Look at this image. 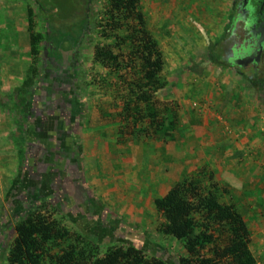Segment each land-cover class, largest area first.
I'll use <instances>...</instances> for the list:
<instances>
[{
	"label": "crops",
	"instance_id": "1",
	"mask_svg": "<svg viewBox=\"0 0 264 264\" xmlns=\"http://www.w3.org/2000/svg\"><path fill=\"white\" fill-rule=\"evenodd\" d=\"M167 1L141 3L146 27L162 51V71H173L162 78L164 87L158 97L173 121L166 127V136L116 141L117 124H106L103 119L108 118L107 110L100 117L97 112L87 115L83 111L76 130L62 123L61 131L51 133L54 138L63 134L67 138L62 147L54 146L61 169L43 163L45 174L41 175L38 160L32 154L26 158L28 169L22 168L26 182L15 189L20 197L14 198L18 201L9 210L1 195L11 194L6 192L20 159L16 146L0 145V213L5 216L0 217V264L2 260L6 264L16 236L13 223L23 208L34 199L55 196L60 222L93 239L100 248L130 242L176 264L184 250L177 240L155 230L161 219L152 199L165 194L181 177L201 170L221 188V201L233 204L240 213L249 232L248 248L256 264H264V50L257 69L237 70L224 54L225 38H238L236 29L231 34L230 0H203L204 6L193 0ZM170 7L180 11L172 18L177 36L173 44L159 32L171 19ZM187 89L195 97H185ZM86 118L93 121L91 125ZM35 119L38 133L41 125ZM15 208L21 211L15 213Z\"/></svg>",
	"mask_w": 264,
	"mask_h": 264
},
{
	"label": "trees",
	"instance_id": "2",
	"mask_svg": "<svg viewBox=\"0 0 264 264\" xmlns=\"http://www.w3.org/2000/svg\"><path fill=\"white\" fill-rule=\"evenodd\" d=\"M79 1L84 17L80 24L84 29L88 0ZM35 10L26 6L25 30L31 61L18 89L23 94L32 90L36 98L32 110H36L41 99L39 95L47 85L43 77L39 78L36 55L43 40L46 42L45 53L50 55L48 41L51 39L49 26L46 27L47 33L45 29L43 33L35 30L36 21L41 19L36 17L39 14L37 10H43L42 0L38 1ZM77 11L76 8L74 13ZM91 20L92 28L100 39L91 45V61L102 70L99 88L113 93L107 116L117 124L116 141L154 140L166 136V127L173 121L167 116L169 108L166 103L158 99L164 87L160 76L163 56L146 27L140 1L104 0L101 9L91 15ZM71 39L74 43L77 37ZM209 59L216 61L213 56ZM216 63L220 64V61ZM60 117L67 127L70 122L68 109ZM32 134L35 138L26 137L24 129L19 126L14 140L17 156L20 161L23 159V168H27L26 158L32 154L38 160L37 169L41 171L45 166L40 160L42 146L51 143L53 147L47 149L48 152L53 151L55 144L60 147L63 145L60 142L66 140L64 142L67 143V138L64 134L57 138L53 136L48 142L44 136ZM44 162L57 164L59 169L62 167L57 150L50 153ZM23 175V171H17L6 194ZM221 194V188L201 170L195 175L181 177L169 186L165 194L152 199L161 219L155 230L177 240L184 250L183 255L176 257V264H256L248 248L249 232L245 222L233 204L221 201ZM57 199L58 196L52 200L34 199L23 208L13 223L16 236L7 252L6 264H170L130 242L111 244L101 250L93 239L78 230L68 229L60 222L56 217L61 209Z\"/></svg>",
	"mask_w": 264,
	"mask_h": 264
},
{
	"label": "rangeland",
	"instance_id": "3",
	"mask_svg": "<svg viewBox=\"0 0 264 264\" xmlns=\"http://www.w3.org/2000/svg\"><path fill=\"white\" fill-rule=\"evenodd\" d=\"M38 1L40 0H0V145L2 146L3 143L5 145L13 144L17 148L14 140L20 125L24 129V135H26V137L35 138V135L32 134L33 132L34 134L36 133L33 123L35 114L32 112L31 104L36 101V98L32 95V90L23 94L18 89L26 76L27 67L31 61L28 54V41L25 30L26 6H30L35 10L36 5L38 6ZM139 1L140 4L144 2V0ZM190 1L191 0H189V2ZM193 1L202 3L204 6L203 0ZM42 2L43 10H37L39 14H37L36 17V19H41L36 21L35 30L43 33L45 29V33H47L46 27L49 26V32L51 33V39L48 41L50 58H58L59 56L61 61L67 60V62H69L70 68L66 75L67 84L65 85L67 86V98L65 101L67 105L65 106L70 113V119L68 120L70 122H68V125H71L70 127L75 126L73 129L76 130L79 114L82 115V112L85 111V113L89 115L90 111H93L95 113L97 112L98 117H100L101 113L109 110L111 101H113L114 98L111 91L105 92L99 88L98 81L102 70L91 61V45L100 40L97 38L95 30L92 28L91 15L101 9L104 0H88L85 10L87 20L84 29H82V27H84L82 26L83 24H80L84 17L80 8L81 5L79 6V0H42ZM167 2L170 3L169 0ZM189 6L193 7V5ZM76 8L78 11L74 13ZM168 12L170 14L168 17L171 19L164 25L165 30L161 29L159 32L168 40L167 42L171 41L170 43L173 44L176 41L175 37H177L173 22L175 21L174 19L179 16L180 11L175 12L173 8L170 7ZM56 16H64L65 18H52ZM172 18L174 19L172 20ZM179 19L180 18L177 20ZM70 23L73 24L68 26ZM52 28L55 29V31ZM196 32L197 29H195V33ZM71 37L74 39L77 37L76 42L72 43ZM45 45L46 42L43 40L40 50L36 55L40 79L46 74L47 68L46 61L48 56L45 53ZM71 51L72 53L69 55L66 54ZM172 73L173 71L171 70H161L160 76L164 78ZM44 79L46 84H50L48 82L49 78ZM186 91L187 94H185V97H195V94H192L190 89ZM189 105L191 104L189 103ZM190 107L193 109L194 105ZM76 116L78 118H76ZM103 119L106 121V124L115 123L111 119V116L107 119ZM84 120L87 125H91L93 122L87 118ZM96 122L98 121L96 120ZM69 128L67 130L70 131ZM75 139L77 138L75 137ZM32 142L34 143L36 141ZM22 163L23 159L20 161L17 169L20 172L23 168ZM22 179V176H20L19 183L12 188L9 197L4 198V195H1V200H3V202L6 200L8 203L6 205L8 210L15 206L18 201H15L14 198L19 199L20 197L15 189L19 187L20 183L26 182V180ZM2 185L3 183L0 182V188ZM13 192L16 193L14 194ZM1 194H4V192ZM39 194H41V192ZM20 201H23V199ZM15 209V211H17L15 213L21 211L20 208ZM12 215L9 216L12 217ZM1 216L3 215L0 213V217ZM4 217L5 216H3V219ZM9 241L10 239L6 242L8 243ZM106 245H101V249L103 250ZM4 262L5 261L2 260L1 264H4Z\"/></svg>",
	"mask_w": 264,
	"mask_h": 264
},
{
	"label": "flooded vegetation",
	"instance_id": "4",
	"mask_svg": "<svg viewBox=\"0 0 264 264\" xmlns=\"http://www.w3.org/2000/svg\"><path fill=\"white\" fill-rule=\"evenodd\" d=\"M262 0H230V5H231V10L233 12L232 18L236 17L237 15L240 17H244V21L247 18V15L250 16V21L248 22L249 24L253 23L254 27L251 30V32H249V28H245L246 25L249 24H245V22L243 21H238L236 24V31L238 32L237 35V39H230L228 40V37L225 38V43L227 46V48L224 50V54L227 56L228 55V47L230 46H234V44H237L238 42H240L241 40L248 38L251 41H255L257 40L258 37H260V35L264 36V22L262 24H260L262 22V11L264 10V4L261 5ZM250 11V15L246 12V10ZM260 24V27L257 28V26ZM257 31V32H256ZM253 33H255V35H253ZM253 35V37H252ZM264 50V40L262 41V49L261 52L259 54V59L257 61V63L254 62H250L247 63L245 66H236V69L239 71H245L248 68L251 69H257V64L259 63L260 59H261V54L262 51ZM72 53H66V54H70ZM67 55V56H68ZM228 60L233 61L234 58H230L228 57ZM47 64V68H46V74H44L45 76L43 77L42 80H44V78H49L48 82L50 84H47L44 88V90H42V92L40 93V97L41 99L38 100L40 101L37 108L35 107L36 110H32V112L35 113H39L38 115L35 114L34 118L36 117V123L37 121L39 122L38 124H40L41 126H38L37 130H38V134L40 135V137L44 139H47V141L51 142V140L53 139V135H51V133H56L62 130V119L60 117V115L63 114L64 111H66V106L67 103L66 98H67V86H65L67 84V79H66V75L67 72L69 71V62L66 61H61V58L58 56V58H50V55L47 58L46 61ZM41 80V81H42ZM45 82V81H42ZM43 84V83H42ZM34 103L31 104V109L33 108ZM38 109V111H37ZM37 111V112H36ZM37 124V125H38ZM34 127L36 128L37 126L34 125ZM64 145V141L60 142V144ZM53 147V144H44V146H42V150H41V154H40V160L42 161V163H46L44 162V159L46 157H49L50 153H53V151H49L47 148H51ZM62 147V145L60 146ZM43 171V172H42ZM40 173L45 174V171L42 170Z\"/></svg>",
	"mask_w": 264,
	"mask_h": 264
},
{
	"label": "water",
	"instance_id": "5",
	"mask_svg": "<svg viewBox=\"0 0 264 264\" xmlns=\"http://www.w3.org/2000/svg\"><path fill=\"white\" fill-rule=\"evenodd\" d=\"M264 4V0H262L261 5ZM246 12L250 15V11L247 9ZM244 17L236 16L233 19V25L231 29V34H234V30L236 29V24L237 22L243 21L245 24H249L248 22L250 21V16L247 15L246 20L244 21ZM262 24L264 22V10L262 11ZM260 24L257 26V28L260 27ZM250 26V28H249ZM254 24L251 23L249 25H246L245 28H249V32L253 29ZM257 32V31H256ZM255 35V33H253ZM252 35V37H253ZM264 40V36L260 35V37L257 38L254 42L249 40L248 38H245L238 42L237 44H234V46L228 47V57L234 58L233 61H231L234 65L237 66H245L247 63L254 62L257 63L259 59V54L262 49V41Z\"/></svg>",
	"mask_w": 264,
	"mask_h": 264
}]
</instances>
